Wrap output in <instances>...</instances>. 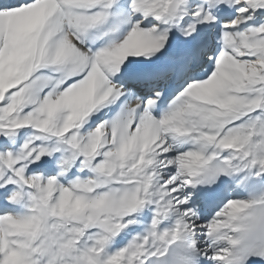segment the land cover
Returning <instances> with one entry per match:
<instances>
[{"label":"bare ground","instance_id":"bare-ground-1","mask_svg":"<svg viewBox=\"0 0 264 264\" xmlns=\"http://www.w3.org/2000/svg\"><path fill=\"white\" fill-rule=\"evenodd\" d=\"M18 1L28 0H0V5L9 7L18 4ZM36 1L45 11L47 27L57 30L49 41L52 56L56 59L61 56L64 47L62 37L65 31H69L68 44L78 54L88 58L85 64L65 77V81L82 77L73 86L74 89L91 77L100 81L98 100L84 113L75 131L83 137L92 135L99 138L106 153L118 156L126 148L132 150L141 140L142 115L145 114L143 102L156 98L162 91H173L180 96L179 102L168 111L175 112L173 119L159 121L162 123V143L166 145L163 149L175 159L184 157L173 179L177 185L176 189L173 187L175 194L177 199H181V202L178 201L180 211L176 217L167 202L165 206L157 205L151 210L146 207L141 210L139 206L132 212L118 213L115 211L117 206L125 194L130 195L131 190L115 180H105L106 174L100 170L105 158L88 162L86 158H81L78 162L71 158L72 151H75L72 140L59 142L43 138L36 148L45 145L53 149L50 157L43 159V165L35 166L24 179L19 177L18 166L0 174V264H144L152 255H164L177 238L186 239L185 243L195 252L197 264H224L222 258L228 249L230 222L253 205L264 202V191L250 199L243 198L241 193L244 188H239L245 179L264 183V100L259 111L254 113L257 121L260 119L258 125L257 121H251L241 129H232V133L227 130V134L217 142H214L215 137L210 142L207 139V146H203L201 155L197 154V145L204 139L200 134L188 152L177 137L185 132L179 130V126L201 108L199 113L210 112L223 121L221 129L235 125L230 111L245 93L242 85L244 74L250 72L253 76L257 71L264 74V19L253 17V12L258 17H264V0L256 3L248 0H182L178 10L163 6L154 9L141 0H113L109 7H103L102 2L89 6L71 2L74 6L70 4L68 7V0ZM90 10L93 12L89 13ZM130 17L141 19L152 43L156 40L159 46L140 56L118 59L108 47L113 41L131 36L138 29ZM90 18L95 19L94 22H90ZM104 36L109 37L104 46L96 51L87 48L89 44L96 45ZM184 42H189L192 48L179 49ZM172 44L177 45L179 55H169ZM238 47H241L243 56L239 55ZM173 63L177 65L176 70ZM51 72L46 69L39 71V75L36 73L34 103L48 101L44 98L45 90L41 88ZM137 72H165L174 75L176 82L174 80L165 86L157 85V82L136 85L133 80ZM53 77L51 85L48 83V91L59 92L65 81ZM165 78L166 75H161L160 81ZM50 102L66 107L57 95ZM137 108H140L139 112H135ZM133 119L134 129L129 126ZM193 120L195 124L197 118L192 117L190 122ZM171 121H174L173 126ZM24 134L21 131L13 139H0V162L6 164L10 154L5 152H16ZM197 163L208 167L211 164H226L232 170L230 179H237L236 184L227 188L222 210L213 212L211 224L199 219V212L195 214L191 210L199 203L193 200L196 191L192 188V169ZM143 172L146 174L145 181L148 176L152 180L155 175L150 166ZM67 178L70 179L66 181ZM8 180L12 184L6 186L4 183ZM101 188L104 191L96 194ZM68 199L69 204L63 205ZM81 199L85 202L86 216L82 219L70 217L71 209ZM13 203H18L23 213L10 215L9 207ZM97 203H101L100 206L93 207ZM145 204L152 206L150 201ZM64 207L66 216L62 214ZM165 210L170 211L168 225L161 227L160 218ZM89 218L92 219L91 224ZM38 220H42V225H37ZM112 220L120 227L117 236L108 232L114 225H107ZM136 228L139 231L133 233ZM216 233L218 236H215ZM68 242L72 244L71 248H67ZM111 247L115 249L110 251ZM11 249L17 253V259L5 263Z\"/></svg>","mask_w":264,"mask_h":264},{"label":"rangeland","instance_id":"rangeland-1","mask_svg":"<svg viewBox=\"0 0 264 264\" xmlns=\"http://www.w3.org/2000/svg\"><path fill=\"white\" fill-rule=\"evenodd\" d=\"M68 1L70 2L68 3L69 5H67L68 7H70V4L73 5L71 2H74L75 5L82 3L83 5L88 4V6L94 4L98 5L102 2L104 4L103 7L112 6L113 3V0ZM141 1L143 4H149L154 9L163 6L176 10H178L182 2V0ZM248 1L256 3L259 0ZM16 3H18V5L0 8V139H13L15 135L21 131H24L25 134L20 141L21 144H18L19 146L16 147V152H14V150L5 152L10 155L8 156L9 159L7 158L6 160V164L0 162V174H5L8 170L18 166L19 177L24 179L26 176L28 177L30 175L29 171L31 168L33 169V167L35 168V166L40 164L43 165V159L50 157L53 152L52 147H45V145L36 148L37 143L41 139L45 138L44 140L46 141H54V139H57L59 142L72 140L71 145L75 151H72L73 156H71V158L76 160L75 157L78 159L84 154L83 158H86L85 160L88 162L104 157L105 163L100 170L102 173L106 174L105 180L107 178L115 180L131 190L129 191L131 192L129 193L130 195L125 194L123 196V200L120 203L121 205L119 204L116 210L114 209L115 211L118 213L132 212L136 207H139V205L146 203L144 202L146 200L144 196H147L149 200L152 199L149 194H144L146 182L151 179L150 176L146 178L145 182L146 174L143 172L144 168L141 170L138 168L136 169L137 166L142 167L143 164H147L152 166L151 171L152 169L155 171V175L154 177L152 176V179H154L157 189L155 186L153 187L151 185V182L150 185L148 184V186L153 187L157 192V194L154 195L153 201H155V198L159 195H162L165 200L167 198L172 209L176 213L175 215H177L176 217H178V211H180V203H178V201L181 202V199H177L175 194L176 190L174 191V188L176 189L177 185L175 183L176 181L173 179H175L176 169H179L182 165L184 157L182 156L175 159L174 156H168L165 149H163L166 145L162 143V123L159 122L161 120H158L151 115H144L141 124L143 137L133 146L132 150L126 148L124 153L118 154V156L106 153L107 151L102 149V146L99 143V138L93 137L92 135L83 137L82 134L75 131L84 113L91 107V105L97 102L101 89L100 81L99 79L91 77L90 79L85 80L84 84L77 89L67 87L59 90V92L54 90L48 91V86L51 85L50 83L53 74L55 78L59 77L60 81L64 82L65 77L85 64L88 61V58L78 54L71 48L70 44H68L67 41L70 39L69 31H65V35L63 34L62 37L64 47L61 51V56L58 59L54 58L49 49V41L57 34V30L55 29L54 31L53 28L51 29V27H47L45 11L39 6L38 1L36 0H28L23 3L20 1V4L18 1ZM96 17L94 18L96 19ZM253 17L264 19L263 16L258 17L255 12H253ZM95 19L90 18V22H94ZM130 19H133L132 24H136L138 29L131 36L124 37L126 39L123 38L114 41L108 47L109 51L117 55L118 59L122 57L131 58L140 56L152 52L159 46V43L156 40L152 43L147 27L142 26L141 19L138 17L135 18V20L134 17H130ZM211 36L213 37V35ZM211 40L215 41V38H211ZM212 45L215 44L213 43ZM236 45L241 46L240 43H237ZM237 51L239 55L242 54L241 56H243L241 47H238ZM46 69H49L50 72L52 70V74L50 73L52 77L46 75L47 77L41 90H45L44 98L48 101L45 102L43 100L39 103H34V79L38 77L39 71H44ZM53 71H57V73L60 72L58 73L60 76ZM259 72L257 71L256 74L251 76V79H246L250 72H246L243 76L244 79H246V82H243L242 85L246 93L245 97L242 95L243 98L239 99L236 106L230 111L232 116L231 120H233L235 125L232 124L233 126L230 127L231 130L228 129L229 133L234 132L233 130L241 129L245 125H248L249 122L251 123V121H253L252 123L257 121L254 113L259 111L264 100V74H258ZM66 82L67 81H65V84ZM56 95L63 99L66 107L59 104H53L51 103L52 101L50 102V99L56 97ZM199 111H202V108L197 110L198 113L195 111L197 114L192 116L193 118H197L196 124H192L194 120L190 122V119H192L191 117L187 119L189 122H183V124H186L184 126H187L188 123L191 125L189 127H180V129H190L193 128V126L199 128L206 124V122L210 123L211 131L208 133V125H205L206 127L203 126L205 129L203 128L202 131L203 136H200L204 138V145L197 146V154L201 155L202 152H204V148L207 146V143H205L207 139L210 140L219 134L225 127L221 129L224 125L223 121L221 122V119H216V117L213 114L211 115L210 112L203 111L199 113ZM173 113H167L166 116L169 120L173 117ZM200 114L201 117L199 116ZM239 117L243 119H239ZM199 118H203L204 121ZM248 118L250 119L248 120ZM236 119L239 120L236 121ZM244 119L245 124L242 122ZM256 123V125H258L260 119ZM183 124L181 125L183 126ZM173 125L174 121L172 123V126ZM129 126H132V129H134V120L129 122ZM228 131H226L225 135ZM82 139H85V141ZM203 146L205 147L202 149ZM101 149L103 151H101ZM140 172H142L144 177ZM4 184L9 186L12 184V181L8 180ZM25 185L27 184L25 183ZM147 191L148 193H153L152 188H148ZM69 202L68 199L63 205H68ZM84 203V199H81V202L71 209L70 217L78 219L84 218V216H86V207L84 206ZM100 204L101 203H97L93 207H98ZM62 214L65 215V207ZM91 220V218L88 219L89 224H91ZM181 220L182 222H185L183 219ZM207 221L208 224L213 223L212 218ZM111 223L117 225L116 222L112 220L108 221V227ZM38 224L42 225V220H38L37 225ZM26 227H29V225ZM9 252L10 253L6 256L5 263H10L12 260L17 259V253L14 249H11Z\"/></svg>","mask_w":264,"mask_h":264}]
</instances>
